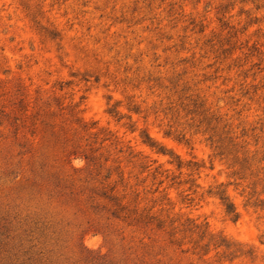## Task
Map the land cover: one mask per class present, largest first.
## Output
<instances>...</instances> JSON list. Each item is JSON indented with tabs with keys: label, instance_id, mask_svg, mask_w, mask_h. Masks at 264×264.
<instances>
[{
	"label": "rangeland",
	"instance_id": "1",
	"mask_svg": "<svg viewBox=\"0 0 264 264\" xmlns=\"http://www.w3.org/2000/svg\"><path fill=\"white\" fill-rule=\"evenodd\" d=\"M0 264H264V0H0Z\"/></svg>",
	"mask_w": 264,
	"mask_h": 264
},
{
	"label": "trees",
	"instance_id": "2",
	"mask_svg": "<svg viewBox=\"0 0 264 264\" xmlns=\"http://www.w3.org/2000/svg\"><path fill=\"white\" fill-rule=\"evenodd\" d=\"M223 200H225V202H226V211H227V213L232 214V217H236L237 214L235 212V209L233 208V205L230 204V203H227V198L223 197Z\"/></svg>",
	"mask_w": 264,
	"mask_h": 264
}]
</instances>
